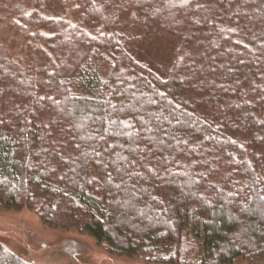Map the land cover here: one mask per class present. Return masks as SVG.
<instances>
[{
    "label": "trees",
    "instance_id": "16d2710c",
    "mask_svg": "<svg viewBox=\"0 0 264 264\" xmlns=\"http://www.w3.org/2000/svg\"><path fill=\"white\" fill-rule=\"evenodd\" d=\"M1 31L0 208L107 254L264 264V0H0ZM150 33L169 61L137 57Z\"/></svg>",
    "mask_w": 264,
    "mask_h": 264
},
{
    "label": "rangeland",
    "instance_id": "374dc122",
    "mask_svg": "<svg viewBox=\"0 0 264 264\" xmlns=\"http://www.w3.org/2000/svg\"><path fill=\"white\" fill-rule=\"evenodd\" d=\"M169 40L164 34L150 33L137 44L136 55L147 64H163L171 55ZM0 242L33 264H157L141 257L107 254L87 234L52 230L26 207L19 211L0 208ZM232 264L249 263L239 258Z\"/></svg>",
    "mask_w": 264,
    "mask_h": 264
}]
</instances>
